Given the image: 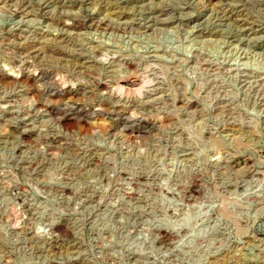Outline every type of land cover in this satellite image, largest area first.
Wrapping results in <instances>:
<instances>
[{
    "label": "rangeland",
    "instance_id": "obj_1",
    "mask_svg": "<svg viewBox=\"0 0 264 264\" xmlns=\"http://www.w3.org/2000/svg\"><path fill=\"white\" fill-rule=\"evenodd\" d=\"M0 264H264V0H0Z\"/></svg>",
    "mask_w": 264,
    "mask_h": 264
},
{
    "label": "bare ground",
    "instance_id": "obj_2",
    "mask_svg": "<svg viewBox=\"0 0 264 264\" xmlns=\"http://www.w3.org/2000/svg\"><path fill=\"white\" fill-rule=\"evenodd\" d=\"M161 14V13H160ZM36 79V78H35ZM51 85H53V84H51ZM131 86H133V84H130ZM53 88V87H52ZM56 88V87H55ZM54 89V88H53ZM57 90V89H56ZM70 93V92H69ZM67 104H69V103H67ZM72 107V106H71ZM68 109V108H67ZM58 113H59V111H58ZM64 116V115H63ZM68 121V116H64V117H62V119H61V122L62 123H65V122H67Z\"/></svg>",
    "mask_w": 264,
    "mask_h": 264
}]
</instances>
